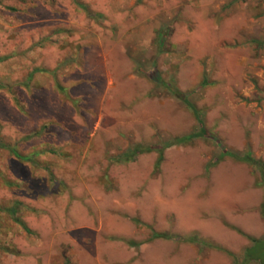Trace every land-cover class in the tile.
<instances>
[{
  "label": "rangeland",
  "instance_id": "1",
  "mask_svg": "<svg viewBox=\"0 0 264 264\" xmlns=\"http://www.w3.org/2000/svg\"><path fill=\"white\" fill-rule=\"evenodd\" d=\"M0 143V264H242L264 0H0Z\"/></svg>",
  "mask_w": 264,
  "mask_h": 264
},
{
  "label": "trees",
  "instance_id": "2",
  "mask_svg": "<svg viewBox=\"0 0 264 264\" xmlns=\"http://www.w3.org/2000/svg\"><path fill=\"white\" fill-rule=\"evenodd\" d=\"M204 133H205V130L201 128L200 133L195 132L192 135H188L182 139H178V143H179V141L183 143L185 141L197 139L200 136H203ZM0 145H1V143H0ZM1 146H4V145H1ZM8 151L13 157L20 159V160H30V158H32V157H30V158L22 157L21 155H19V153L14 148L9 147ZM225 154L227 156L233 157V159L236 161L247 163L250 166H252L253 168H255L260 175V186L264 189V164L260 160H257L255 158L251 157L250 155L240 156V155H237L234 153L232 154V152H230V151H226ZM224 155H222V156H224ZM222 158H224V157L218 158L214 162V164H216ZM9 212L13 216V212L11 210ZM260 215L262 218H264V202L262 203L261 208H260ZM16 222H18V221L16 220ZM156 236H158L159 238H166L167 237V236L162 235V234H158ZM194 241H195V239H193V238L190 240V242H194ZM249 241H250V245L244 251L242 264H249L252 262H255L257 264H264V236H262L261 238H249ZM65 264H69V263H65Z\"/></svg>",
  "mask_w": 264,
  "mask_h": 264
}]
</instances>
